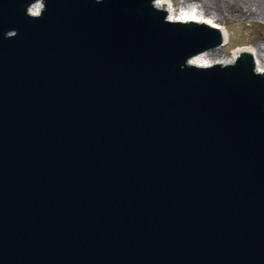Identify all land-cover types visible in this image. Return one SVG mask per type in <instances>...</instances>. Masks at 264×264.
<instances>
[{
	"label": "water",
	"instance_id": "obj_1",
	"mask_svg": "<svg viewBox=\"0 0 264 264\" xmlns=\"http://www.w3.org/2000/svg\"><path fill=\"white\" fill-rule=\"evenodd\" d=\"M36 1L0 0V264H264L257 54L187 65L221 34L158 0Z\"/></svg>",
	"mask_w": 264,
	"mask_h": 264
},
{
	"label": "rangeland",
	"instance_id": "obj_2",
	"mask_svg": "<svg viewBox=\"0 0 264 264\" xmlns=\"http://www.w3.org/2000/svg\"><path fill=\"white\" fill-rule=\"evenodd\" d=\"M176 13L182 7H196L197 11L205 18L212 19L218 24L225 26L229 33L228 43L221 49L209 52L205 56L214 60L216 57L228 60L234 56V51L243 46L259 47L264 40V18H246L238 13L239 3L224 6L222 13L215 12L211 8L202 7L199 0H172ZM261 57V55L259 54ZM262 59V58H260ZM262 67L264 65L261 63Z\"/></svg>",
	"mask_w": 264,
	"mask_h": 264
},
{
	"label": "bare ground",
	"instance_id": "obj_3",
	"mask_svg": "<svg viewBox=\"0 0 264 264\" xmlns=\"http://www.w3.org/2000/svg\"><path fill=\"white\" fill-rule=\"evenodd\" d=\"M159 6H171V19L172 20H179L183 22H203L208 23L212 26H215L217 28H220L223 30L226 42L223 43V45L219 48L212 49L208 51L207 53L201 55L200 57L193 60V62L202 64V65H210V64H223L227 62H233L236 57L239 54H242L243 52H250L257 54V60H258V67L260 69V72L264 73V67H262L261 63L264 65V40L261 44H259V47H253V46H243L239 47L234 51V56L231 57L229 60H224L222 58L216 57L214 60L208 59L205 55L209 52L221 49L223 46H225L229 41V33L221 24L216 23L212 19L205 18L202 14H200L197 11L196 7H182L179 12L176 13V10L174 8V4L172 0H158ZM188 1V0H184ZM239 3L240 7L238 9V13H240L241 16H244L246 18H252V17H261L264 18V0H199V3L202 7L205 8H211V10L218 12L219 14L223 12L224 6H230L233 3ZM34 8L37 7V5L33 6ZM32 8V7H31ZM33 9V8H32ZM261 55V57L259 56ZM262 58V59H260Z\"/></svg>",
	"mask_w": 264,
	"mask_h": 264
}]
</instances>
